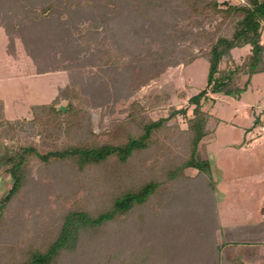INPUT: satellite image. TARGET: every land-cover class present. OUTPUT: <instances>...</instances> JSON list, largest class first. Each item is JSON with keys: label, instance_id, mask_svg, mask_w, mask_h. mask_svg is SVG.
I'll return each mask as SVG.
<instances>
[{"label": "trees", "instance_id": "16d2710c", "mask_svg": "<svg viewBox=\"0 0 264 264\" xmlns=\"http://www.w3.org/2000/svg\"><path fill=\"white\" fill-rule=\"evenodd\" d=\"M253 1L0 0L7 52L16 53L20 38L37 72L65 70L59 93L83 100L66 109L58 99L33 104L31 118L7 120L13 129L1 134L12 149L6 145L1 165L12 182L0 198V264H165L193 237L217 243L215 186L206 174L197 192L210 170L197 148L219 118L201 98L238 93L264 71V0ZM185 42L204 46L209 62L207 86L187 97L190 113L173 108L152 118L135 100L129 115L94 132L90 109L113 112L169 67L192 61L198 54ZM245 44L250 50L234 62L232 49ZM172 95L152 92L149 105ZM216 246L202 264L228 263Z\"/></svg>", "mask_w": 264, "mask_h": 264}, {"label": "rangeland", "instance_id": "374dc122", "mask_svg": "<svg viewBox=\"0 0 264 264\" xmlns=\"http://www.w3.org/2000/svg\"><path fill=\"white\" fill-rule=\"evenodd\" d=\"M191 25L196 35L200 28L197 30L193 23ZM206 26L212 29L211 23H206ZM261 40H264V31ZM6 42L7 34L0 25V198L6 194L12 182L10 174L1 165L6 145L12 149L10 139L4 141L5 136L1 134L13 129L7 120L29 119L33 115V104L47 103L53 99H58L57 106L65 109L69 102L78 107L83 103L82 96L70 94L67 88L59 93V88L68 83L65 70L39 73L20 38L15 39V54L7 52ZM182 44L189 45L190 50L198 55L187 64L169 67L162 78L149 80L135 94L115 102L113 112L101 107L90 109L94 132H99L101 125L106 127L112 119L129 115L132 112L130 106L135 100L147 105L144 115L152 118L166 115L173 108L185 107L188 109L186 113H190L192 105L187 97L207 86L209 62L200 54L205 49L200 43L197 46L189 42ZM249 50V44L234 47L233 61L240 63ZM246 78L247 74L241 75L239 87L245 86ZM164 89L172 90L171 100L150 106L152 92ZM180 92L182 95L179 96ZM201 103L204 109L218 116L219 122L215 130L203 136L198 144L200 165L210 170L200 174L197 192L200 193L202 187L206 188L203 178L208 175L215 186L221 230L216 231L217 243H202V236L193 237L197 241L188 242L184 249H176L185 252L168 257L171 261L168 259L165 264H178L173 260L180 264H202V255L203 259L212 255V247L216 245H219L218 250L220 248L218 260L227 259V264H264V127H259L264 125V71L253 74L247 87L238 93L209 92L201 98ZM180 110L178 120L184 126V115ZM23 136L26 140L31 138L30 134L24 133ZM15 138L18 139V136ZM178 256L182 259H177ZM160 264L164 263L161 261Z\"/></svg>", "mask_w": 264, "mask_h": 264}, {"label": "water", "instance_id": "95a60500", "mask_svg": "<svg viewBox=\"0 0 264 264\" xmlns=\"http://www.w3.org/2000/svg\"><path fill=\"white\" fill-rule=\"evenodd\" d=\"M255 2H256V0L253 1V3H255ZM58 107L65 109V107H63V106H58Z\"/></svg>", "mask_w": 264, "mask_h": 264}, {"label": "built area", "instance_id": "2783aa9c", "mask_svg": "<svg viewBox=\"0 0 264 264\" xmlns=\"http://www.w3.org/2000/svg\"><path fill=\"white\" fill-rule=\"evenodd\" d=\"M229 1H232L233 2V1H244V0H229Z\"/></svg>", "mask_w": 264, "mask_h": 264}, {"label": "crops", "instance_id": "0c3cea01", "mask_svg": "<svg viewBox=\"0 0 264 264\" xmlns=\"http://www.w3.org/2000/svg\"><path fill=\"white\" fill-rule=\"evenodd\" d=\"M9 54H10V53H9ZM259 127L263 128V127H264V125H260Z\"/></svg>", "mask_w": 264, "mask_h": 264}]
</instances>
